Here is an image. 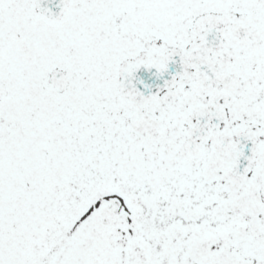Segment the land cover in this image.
Returning a JSON list of instances; mask_svg holds the SVG:
<instances>
[{"label":"snow or ice","instance_id":"1","mask_svg":"<svg viewBox=\"0 0 264 264\" xmlns=\"http://www.w3.org/2000/svg\"><path fill=\"white\" fill-rule=\"evenodd\" d=\"M0 264H264V0H0Z\"/></svg>","mask_w":264,"mask_h":264}]
</instances>
